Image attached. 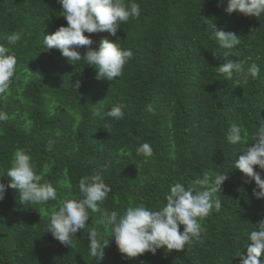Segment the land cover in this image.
Returning <instances> with one entry per match:
<instances>
[{
    "label": "trees",
    "instance_id": "trees-1",
    "mask_svg": "<svg viewBox=\"0 0 264 264\" xmlns=\"http://www.w3.org/2000/svg\"><path fill=\"white\" fill-rule=\"evenodd\" d=\"M135 2L139 19L122 24L116 37L85 33L92 49L108 39L133 52L123 75L109 81L97 80V70L85 61L72 65L58 49L43 46V35L67 26L57 0H0V44L17 58L11 86L0 95V110L9 115L0 123V175L11 167L18 148L27 149L42 182L57 190V200L47 205L21 204L18 191L7 190L0 201V264H240L236 254L264 220V199L252 195L258 191L255 182L232 166L264 125V16L229 15L227 0ZM212 25L241 38L227 59L242 61L246 69L256 64L257 78L237 85L239 77L226 80L218 73L223 58L213 59L218 45ZM13 32H21L22 39L10 46L3 37ZM86 50L78 49L81 55ZM118 104L123 119L103 115ZM97 111L103 118L94 115ZM233 124L243 127V144L228 143ZM145 142L153 149L147 159L136 152ZM102 169L111 192L100 207L121 214L137 204L163 206L177 181L187 187L206 172H228L229 179L217 193L220 211L201 222L200 242L184 251L162 247L155 255L124 259L110 240L99 261L88 252L93 228L110 238L99 212L90 213L73 248L45 231L61 200L79 198L80 177ZM9 180L0 176V182Z\"/></svg>",
    "mask_w": 264,
    "mask_h": 264
},
{
    "label": "clouds",
    "instance_id": "clouds-1",
    "mask_svg": "<svg viewBox=\"0 0 264 264\" xmlns=\"http://www.w3.org/2000/svg\"><path fill=\"white\" fill-rule=\"evenodd\" d=\"M61 5V13L67 21V26H61L51 35H43V46L47 51L58 49L68 62L74 64L85 61V64L97 70L96 79L116 80L123 75L125 65L133 57L130 49H122L117 41L102 39L97 49H92L93 41L85 33L108 32L116 37L121 25L132 19H139L141 7L135 0L126 4L124 0H57ZM224 0H220L223 4ZM226 13L236 12L246 17L259 19L264 16V0H227ZM211 38L218 45L213 59L223 58V63L217 67L218 73L226 80L233 76L239 77L234 82L237 85L247 84L248 78L259 76V68L252 64L247 69L242 61L227 59L233 50L240 45L241 38L233 32L211 27ZM7 45H16L22 39L21 32H13L3 37ZM118 39V38H117ZM87 50L81 55L78 49ZM17 58L10 47L0 44V95L6 94L16 74ZM29 71V69H28ZM30 74H32L29 71ZM77 81L73 89L78 90ZM102 103V102H101ZM148 111H152L149 107ZM94 115L101 116L100 112ZM114 120L123 119L122 105H115L103 114ZM103 118V116H101ZM9 120L7 112L0 110V123ZM243 127L233 124L226 136L229 144L244 143ZM254 141L243 148L241 154L233 161V168L239 170L245 177L253 180L258 188L252 195L256 199H264V125L252 134ZM137 155L145 159L153 156V149L147 142L136 149ZM259 172L254 171L257 167ZM96 171L83 175L78 182L79 198H65L60 201L57 210L50 213L46 231L62 245L73 248L77 233L87 228L90 213H100L99 223L110 238L105 239L93 228L88 234V252L93 258L102 260L104 249L109 241H114L124 259H131L145 253L155 255L160 248L168 251H184L195 242L201 241V222L212 214L219 212L222 185L229 179L228 172L204 173L193 184L185 186L182 182L170 185L165 195L163 206L149 208L144 204L127 207L123 213L101 209L100 205L107 199L111 187L105 182L102 172ZM10 178L7 184L0 182V201L7 190H17L21 204L47 205L49 201L57 200V190L50 182H42L43 177L37 172L30 151L18 148L12 157L11 167L4 173ZM4 174L0 175L3 176ZM183 226V231L180 230ZM248 243L243 252L236 255L240 264H264V220L257 224L256 230L247 234ZM246 252V255L244 254Z\"/></svg>",
    "mask_w": 264,
    "mask_h": 264
}]
</instances>
